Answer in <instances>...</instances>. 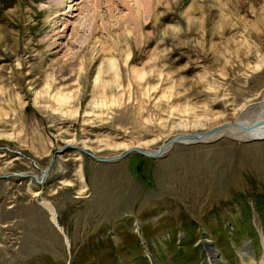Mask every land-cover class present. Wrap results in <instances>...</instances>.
I'll list each match as a JSON object with an SVG mask.
<instances>
[{"label": "rangeland", "instance_id": "374dc122", "mask_svg": "<svg viewBox=\"0 0 264 264\" xmlns=\"http://www.w3.org/2000/svg\"><path fill=\"white\" fill-rule=\"evenodd\" d=\"M235 119L264 121V0H0V175L38 179L0 178V264H264V139L39 177Z\"/></svg>", "mask_w": 264, "mask_h": 264}, {"label": "water", "instance_id": "95a60500", "mask_svg": "<svg viewBox=\"0 0 264 264\" xmlns=\"http://www.w3.org/2000/svg\"><path fill=\"white\" fill-rule=\"evenodd\" d=\"M259 121H261V120H259ZM262 123H264V122L257 123L255 126H258V124H262ZM227 127H234V128L241 130L243 132L251 131L252 129H254L253 125L246 124V123L242 122V120L235 119L234 121L223 122L221 124H218L212 128H209V129L201 131V132H196V133H191V134H181L179 136H172L152 151H148V150H146L144 148H140V147H129V148L123 150L122 152H120L119 154H117L115 156H109V157H98V156L94 155L93 153H91L90 151H88L82 147L73 146L69 143H66V144H63L59 149H56L53 151L47 166L45 168H43L42 170H40L39 177L41 179H43L45 177L46 173L49 170V167L51 166V163H52L55 155L57 153L62 152L63 149H65L66 147H69L70 149H76V150L80 151L81 153L88 155L89 157H91L92 159H94L95 161H98V162L116 161V160H119L120 158H123L124 156H126L127 154H129L131 152L137 153L143 157L155 158V157H158L161 155L162 149L164 147H171V145L174 143H191V142H198V141L215 140L218 138V136L214 137L210 140H206L204 138L207 137L211 133H214L216 131H219V130L227 128ZM252 139H255V140L264 139V135L260 136V137H250V138H246V139H242V140H252ZM12 176H17V177L29 176V177H32L34 179V181H38L37 176H35L34 174L18 173V172L4 173V174L0 175V178H8V177H12Z\"/></svg>", "mask_w": 264, "mask_h": 264}, {"label": "bare ground", "instance_id": "6f19581e", "mask_svg": "<svg viewBox=\"0 0 264 264\" xmlns=\"http://www.w3.org/2000/svg\"><path fill=\"white\" fill-rule=\"evenodd\" d=\"M112 66V62L111 63H108V66ZM105 66L103 65V63L98 67V70H97V75H96V79L99 80L100 82L103 81V78L98 75V73L102 72L101 70H104ZM110 68V67H109ZM101 74V73H100ZM104 83V82H103ZM102 86V85H101ZM56 96V95H55ZM55 100H57V103L60 104L61 106L65 105L67 102H68V96H66V94L64 93H58L57 96L55 97ZM242 122L246 123V124H251L253 125L254 129H252L251 131H246V132H243L241 130H238L234 127H227L225 129H222L220 131H217V132H214V133H211L209 134L207 137H205L204 139H212L214 137H217L219 135H226V136H237V137H247V138H250V137H260V136H263L264 135V123L262 124H258V126H255L257 123H260V122H254V121H244V119L242 120ZM264 122V121H263ZM181 134H178L176 136H179ZM170 147H164L162 149V153L166 152ZM151 151V150H150ZM40 180V179H39Z\"/></svg>", "mask_w": 264, "mask_h": 264}]
</instances>
